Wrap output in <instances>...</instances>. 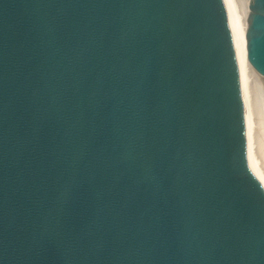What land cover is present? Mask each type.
<instances>
[{
	"label": "water",
	"instance_id": "95a60500",
	"mask_svg": "<svg viewBox=\"0 0 264 264\" xmlns=\"http://www.w3.org/2000/svg\"><path fill=\"white\" fill-rule=\"evenodd\" d=\"M0 264H264L226 0H0Z\"/></svg>",
	"mask_w": 264,
	"mask_h": 264
},
{
	"label": "bare ground",
	"instance_id": "6f19581e",
	"mask_svg": "<svg viewBox=\"0 0 264 264\" xmlns=\"http://www.w3.org/2000/svg\"><path fill=\"white\" fill-rule=\"evenodd\" d=\"M226 2H227L228 9H229L230 21H231L233 30L237 38V44H238V50H239V61L241 65L243 91H244V97H245V102H246L248 142H249V161L251 163L252 168L255 170L257 175L261 178V180L264 183V174H262V170H260L257 164L258 159L254 152L255 146L253 147L254 136H252V131H251V115H250V108H249V103H248V98H247L248 95H247V87H246L247 86L246 79L248 78V74H250V71L248 73V69H252L246 57V26H247V14H248L247 4L248 3L246 2L243 5L240 2L239 4L234 3L233 0H226ZM262 155L264 156V154Z\"/></svg>",
	"mask_w": 264,
	"mask_h": 264
},
{
	"label": "rangeland",
	"instance_id": "374dc122",
	"mask_svg": "<svg viewBox=\"0 0 264 264\" xmlns=\"http://www.w3.org/2000/svg\"><path fill=\"white\" fill-rule=\"evenodd\" d=\"M233 1L238 4L240 2L243 5L246 3V0ZM249 71L246 87L251 115V131L252 136H254L253 147L255 146L254 152L258 159L257 164L262 170V174H264V156L262 155L264 154V77L252 69H248V73Z\"/></svg>",
	"mask_w": 264,
	"mask_h": 264
}]
</instances>
